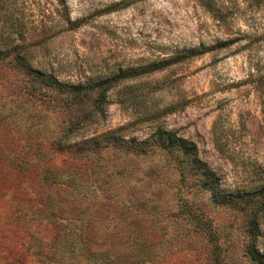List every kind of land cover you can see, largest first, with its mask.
Returning a JSON list of instances; mask_svg holds the SVG:
<instances>
[{
  "label": "rangeland",
  "instance_id": "1",
  "mask_svg": "<svg viewBox=\"0 0 264 264\" xmlns=\"http://www.w3.org/2000/svg\"><path fill=\"white\" fill-rule=\"evenodd\" d=\"M0 57V264H257L264 0H0Z\"/></svg>",
  "mask_w": 264,
  "mask_h": 264
},
{
  "label": "trees",
  "instance_id": "2",
  "mask_svg": "<svg viewBox=\"0 0 264 264\" xmlns=\"http://www.w3.org/2000/svg\"><path fill=\"white\" fill-rule=\"evenodd\" d=\"M34 71V77L36 78L37 83H42V85L44 84L49 87L59 89L63 93H66L69 96V99H71L70 105L81 107L82 111H80V114L82 115H86L89 112L92 113L95 108L101 106V103L105 99L106 93L110 90V88H112L115 80L117 79L116 77L108 78L105 80H100L95 83H88L85 85H83L81 82L69 84L67 82L61 81L59 77L52 72L48 73L47 71L41 68H34ZM92 92H98V95L94 96ZM71 123L73 124L74 121L69 122V124ZM160 145L162 148H174L175 146H178L186 156L196 158L199 155V149L196 143L183 137L167 135L163 143H160ZM142 152V149L138 151V153ZM211 189L213 191L216 190L214 187H211ZM258 195L264 198V184L260 188ZM261 204H264V200ZM250 216H248L250 226L249 236L252 240V243L248 250V256L257 264H264V252H262L258 248L259 237L261 235V218L256 213L254 215L250 214ZM209 230L211 231L210 240L214 241L215 237L210 227Z\"/></svg>",
  "mask_w": 264,
  "mask_h": 264
}]
</instances>
